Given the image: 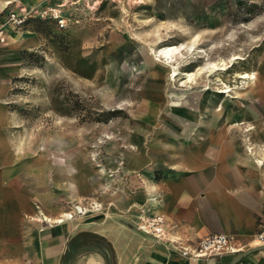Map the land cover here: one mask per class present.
<instances>
[{
  "label": "rangeland",
  "instance_id": "obj_1",
  "mask_svg": "<svg viewBox=\"0 0 264 264\" xmlns=\"http://www.w3.org/2000/svg\"><path fill=\"white\" fill-rule=\"evenodd\" d=\"M0 32L11 143L44 211L128 215L120 196L173 177L213 131L240 144L237 121L264 150V0H0ZM163 64L198 88L169 101L182 88Z\"/></svg>",
  "mask_w": 264,
  "mask_h": 264
},
{
  "label": "crops",
  "instance_id": "obj_2",
  "mask_svg": "<svg viewBox=\"0 0 264 264\" xmlns=\"http://www.w3.org/2000/svg\"><path fill=\"white\" fill-rule=\"evenodd\" d=\"M13 43L17 45L20 40ZM168 70V80L178 81L182 88L168 92L169 101L179 102L198 88L197 82L191 83L185 76L172 79L171 67ZM14 75L11 67L0 68V264H107L108 249L113 251L114 264L231 263L236 254L183 258L165 243L139 232L134 226L138 214L135 208L149 204L157 210V197L162 199L159 212L169 226H175L171 232L186 243L225 234L243 246V251L255 246L253 240L264 228V150L251 142L252 128L244 122L231 124L243 128L240 144L234 136L225 138L213 131L197 150L186 148L182 162L172 166L173 177L163 182H143L138 192L120 196L125 210L133 208L128 215L104 211L101 219L89 218L82 224L80 218H70L69 213L42 210L45 200H33L31 180H25L18 162L19 149L11 143L14 117L7 96ZM186 111L196 114L191 108ZM189 137L193 138L191 134ZM237 143L243 147L239 152L234 148ZM101 208L95 203L92 212ZM90 234L103 238L109 247ZM237 264H264V251L252 253Z\"/></svg>",
  "mask_w": 264,
  "mask_h": 264
},
{
  "label": "built area",
  "instance_id": "obj_3",
  "mask_svg": "<svg viewBox=\"0 0 264 264\" xmlns=\"http://www.w3.org/2000/svg\"><path fill=\"white\" fill-rule=\"evenodd\" d=\"M157 201H160V207L157 210L152 209L149 204L135 208L138 214L134 220V226L139 232L152 237L155 241L165 243L170 250L175 251L179 256L189 259H202L225 254L235 255L243 251V246L225 234H212L195 242L186 243L180 237L173 235L171 231L175 226H169L165 216L159 212L162 200L157 197ZM253 244L264 246V228L255 236Z\"/></svg>",
  "mask_w": 264,
  "mask_h": 264
},
{
  "label": "bare ground",
  "instance_id": "obj_4",
  "mask_svg": "<svg viewBox=\"0 0 264 264\" xmlns=\"http://www.w3.org/2000/svg\"><path fill=\"white\" fill-rule=\"evenodd\" d=\"M176 48L175 47H172V48H163L159 51V54L162 55V57H166L168 60H170V62H172L173 60V55L176 53ZM169 68V67H168ZM174 70V69H173ZM172 70V71H173ZM216 70H222V68H219L217 65H212L211 66V71L210 72H213V71H216ZM173 77L176 76V73L173 72ZM184 76L187 78L188 81H190L194 74L193 73H185ZM240 78L242 79H248L250 80L251 77L249 76V74L247 73H244L240 76ZM253 81V80H252ZM79 211H83L82 209H80L79 207H75L74 208V212H79ZM67 216V215H66ZM69 217L72 218V215L71 213H69ZM67 218V217H66ZM58 222H61V220H58Z\"/></svg>",
  "mask_w": 264,
  "mask_h": 264
},
{
  "label": "water",
  "instance_id": "obj_5",
  "mask_svg": "<svg viewBox=\"0 0 264 264\" xmlns=\"http://www.w3.org/2000/svg\"><path fill=\"white\" fill-rule=\"evenodd\" d=\"M257 251H264V246H254L251 248H248L244 251H241L239 253H237L234 258L232 259L230 264H237L238 262H240L243 258H245L246 256L255 253Z\"/></svg>",
  "mask_w": 264,
  "mask_h": 264
},
{
  "label": "trees",
  "instance_id": "obj_6",
  "mask_svg": "<svg viewBox=\"0 0 264 264\" xmlns=\"http://www.w3.org/2000/svg\"><path fill=\"white\" fill-rule=\"evenodd\" d=\"M90 235L95 237L97 240H100V241L104 242L109 247V244L103 238H100L99 236H95V235H92V234H90ZM108 251L110 253V258H109V260H106V263L107 264H114L113 251H112V249H108Z\"/></svg>",
  "mask_w": 264,
  "mask_h": 264
}]
</instances>
